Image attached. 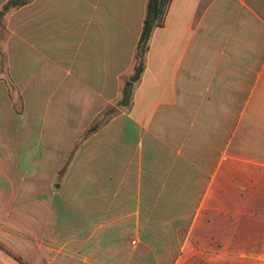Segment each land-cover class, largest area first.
<instances>
[{"label": "crops", "instance_id": "0c3cea01", "mask_svg": "<svg viewBox=\"0 0 264 264\" xmlns=\"http://www.w3.org/2000/svg\"><path fill=\"white\" fill-rule=\"evenodd\" d=\"M147 1L0 18V264L264 260V0H171L133 82Z\"/></svg>", "mask_w": 264, "mask_h": 264}, {"label": "trees", "instance_id": "16d2710c", "mask_svg": "<svg viewBox=\"0 0 264 264\" xmlns=\"http://www.w3.org/2000/svg\"><path fill=\"white\" fill-rule=\"evenodd\" d=\"M31 0H8L0 10V18L12 8H17L29 3ZM171 0H148L146 7V15L142 33L137 44L136 63L133 82H138L146 65V54L150 47V41L153 31L156 27L164 23V18L168 10Z\"/></svg>", "mask_w": 264, "mask_h": 264}, {"label": "rangeland", "instance_id": "374dc122", "mask_svg": "<svg viewBox=\"0 0 264 264\" xmlns=\"http://www.w3.org/2000/svg\"><path fill=\"white\" fill-rule=\"evenodd\" d=\"M257 222L258 223H260L259 225H257V229H256V231L257 230H261L262 228H263V226H262V223H264V219H260V220H257ZM259 232H257V234H258ZM260 236L259 237H257V238H261L263 235L262 234H259ZM257 246V245H256ZM255 246V247H256ZM260 255H261V250H256V248L252 251V257L254 258V259H257V260H259L260 259ZM261 264H264V260H261Z\"/></svg>", "mask_w": 264, "mask_h": 264}]
</instances>
